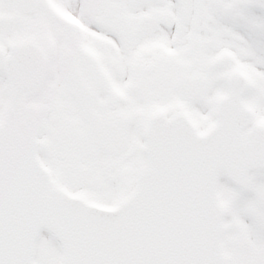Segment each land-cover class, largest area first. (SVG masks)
Segmentation results:
<instances>
[{
	"label": "snow or ice",
	"instance_id": "obj_1",
	"mask_svg": "<svg viewBox=\"0 0 264 264\" xmlns=\"http://www.w3.org/2000/svg\"><path fill=\"white\" fill-rule=\"evenodd\" d=\"M0 264H264V0H0Z\"/></svg>",
	"mask_w": 264,
	"mask_h": 264
},
{
	"label": "rangeland",
	"instance_id": "obj_2",
	"mask_svg": "<svg viewBox=\"0 0 264 264\" xmlns=\"http://www.w3.org/2000/svg\"><path fill=\"white\" fill-rule=\"evenodd\" d=\"M45 237H47L48 235H44Z\"/></svg>",
	"mask_w": 264,
	"mask_h": 264
}]
</instances>
